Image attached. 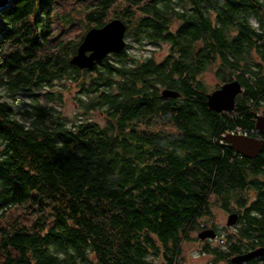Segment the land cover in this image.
Masks as SVG:
<instances>
[{
    "label": "trees",
    "instance_id": "trees-1",
    "mask_svg": "<svg viewBox=\"0 0 264 264\" xmlns=\"http://www.w3.org/2000/svg\"><path fill=\"white\" fill-rule=\"evenodd\" d=\"M114 17L126 47L71 62ZM234 77V109L212 108L207 94ZM258 113L264 0H13L0 20V264H182L188 241L215 257L199 232L219 208L239 212L227 257L264 245V148L247 157L224 138L256 136Z\"/></svg>",
    "mask_w": 264,
    "mask_h": 264
},
{
    "label": "water",
    "instance_id": "water-1",
    "mask_svg": "<svg viewBox=\"0 0 264 264\" xmlns=\"http://www.w3.org/2000/svg\"><path fill=\"white\" fill-rule=\"evenodd\" d=\"M13 0H0V15L6 10ZM127 24L120 17H114L101 26H92L84 34L77 51L70 61L80 67H93L97 61L105 58L112 52H120L127 45ZM243 86L237 77H234L207 94L209 105L219 111L233 110L237 95L242 92ZM163 96H177L179 91L172 88H164ZM256 126L264 134V114L258 113ZM224 138L236 151L247 157H256L264 148V136L258 137L242 132L228 131ZM239 217L238 211L228 214L227 223L234 224ZM217 235L213 227L204 228L199 236L215 237ZM264 255V245L250 251L235 254L232 260L237 263H246L249 259Z\"/></svg>",
    "mask_w": 264,
    "mask_h": 264
},
{
    "label": "rangeland",
    "instance_id": "rangeland-1",
    "mask_svg": "<svg viewBox=\"0 0 264 264\" xmlns=\"http://www.w3.org/2000/svg\"><path fill=\"white\" fill-rule=\"evenodd\" d=\"M1 20V15H0ZM80 32V29H74L69 32V37H75ZM152 48V47H150ZM169 51V46L165 45L159 50L155 52L156 58L161 59L164 57L165 54H167ZM150 51H145V54L149 53ZM139 53H142V50H139ZM205 79L212 85H214L217 80L213 76L212 73L207 72L205 74ZM24 96V95H19ZM25 98V96H24ZM69 111L72 113L75 110V106H73L70 102V105L68 106ZM97 118L101 119V116H96ZM230 212H224L222 209H216V222H218V225L226 224L227 216ZM197 230L193 232V234H197ZM218 240L213 239V242L217 243ZM185 251L187 253V260L183 261L182 264H212L211 263V256L207 254H202L201 250L199 249L200 244L197 241H188L185 245Z\"/></svg>",
    "mask_w": 264,
    "mask_h": 264
},
{
    "label": "flooded vegetation",
    "instance_id": "flooded-vegetation-1",
    "mask_svg": "<svg viewBox=\"0 0 264 264\" xmlns=\"http://www.w3.org/2000/svg\"><path fill=\"white\" fill-rule=\"evenodd\" d=\"M217 224H218V222H217ZM234 225L235 224L229 225L227 223V220H226V224H223L222 226L221 225H217V228H214L213 226H209V227H213L215 229L217 235L215 237L208 236V237L202 238V240H206L209 243L215 244V247H216L215 257H214V255L212 253L209 254L206 251H202L201 249H204V248H202L203 245L200 244L199 249L201 250L202 254L203 255L207 254L209 256L214 257L213 260H211L212 264H251L252 262L255 263V264H264V255L263 256L253 257V258L249 259L246 263H237V262H234L232 260V257L235 254H238V252L233 253V254H231L228 257L226 256V254H224V252H227V249H228L226 232L235 229ZM213 239L218 240L217 243L213 242ZM258 246H261V245H257L255 247H251L249 249H245V250H243V251H241L239 253L250 251V250H252V249H254V248L258 247Z\"/></svg>",
    "mask_w": 264,
    "mask_h": 264
},
{
    "label": "built area",
    "instance_id": "built-area-1",
    "mask_svg": "<svg viewBox=\"0 0 264 264\" xmlns=\"http://www.w3.org/2000/svg\"><path fill=\"white\" fill-rule=\"evenodd\" d=\"M257 131H258V132H257V135H256V136H259V132H260V130H259L258 127H257ZM239 132H242V133H246V134H248L247 131H244V132H243V131H239Z\"/></svg>",
    "mask_w": 264,
    "mask_h": 264
}]
</instances>
